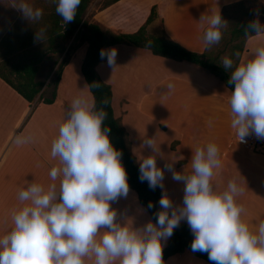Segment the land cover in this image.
<instances>
[{
    "label": "clouds",
    "instance_id": "9594fccd",
    "mask_svg": "<svg viewBox=\"0 0 264 264\" xmlns=\"http://www.w3.org/2000/svg\"><path fill=\"white\" fill-rule=\"evenodd\" d=\"M51 2L64 24L76 18L81 4V0ZM17 5L29 22L42 19L43 9L26 0H17ZM216 9L198 21L205 49L219 44L222 29L228 26ZM245 30L246 35L261 39L242 58L239 53L233 54L236 60L222 57L223 69L229 73L227 103L237 142H244L250 133L264 139V24L253 19ZM45 32L44 28L36 31L35 39L43 41ZM117 54L115 48L100 51L113 70ZM164 87L171 93L175 85L169 81ZM106 117L107 112L97 107L89 93L81 92L66 106L51 140L50 156L58 161L49 171L52 183L45 186L25 180L18 188L11 227L0 234V264H85L86 260L92 264H164L162 241L172 236L182 220L194 237L192 251L207 253L214 264H264V219L254 227L242 219L244 210L236 201L242 189L235 179L223 191L214 188L212 178L222 165L219 148L212 141L192 146L183 172L174 170L175 158L165 165L174 180L184 182L182 205L174 206L163 194L155 224L148 221L134 227L131 218L118 220L111 203L128 196L129 184L122 153L110 142V129L104 125ZM13 142L29 145L35 137L14 132ZM145 146L152 154L138 155L139 179L152 189H163L164 171L156 161L160 148L154 137H145L141 148ZM148 207H153L151 202Z\"/></svg>",
    "mask_w": 264,
    "mask_h": 264
},
{
    "label": "crops",
    "instance_id": "0c3cea01",
    "mask_svg": "<svg viewBox=\"0 0 264 264\" xmlns=\"http://www.w3.org/2000/svg\"><path fill=\"white\" fill-rule=\"evenodd\" d=\"M256 1L255 7H264V0ZM239 2L254 4L249 0H121L101 12L96 11L95 16L90 19L99 23L105 31L131 34L144 24L151 9L155 7L156 17L147 26V34L166 36L184 48L201 54L205 50L198 22L201 15L207 14L209 10H217L216 7L221 14L225 7ZM255 16L257 19L264 18V15L258 13H255ZM260 39L256 36L249 37L241 58ZM82 48L86 50V45ZM110 48L117 49V67L113 70L106 59L96 70L101 79L111 87L114 116L122 120L138 165L139 154H152L150 148H141L143 139L154 137L161 153L156 156L157 165L164 171L162 190L174 206L182 205L184 182L172 178V172L165 167L166 163L175 158L174 170L183 172L190 162L191 148L196 142H215L220 151L222 166L215 171L213 186L218 192L223 191L228 181L235 179L242 189L236 196L237 203L244 210L242 219L250 226H256L264 219V154L252 152L237 143L238 137L230 126V107L227 103L229 89L224 82L188 62H176L152 54L150 56L147 52L139 51L144 49L126 45H115L108 49ZM128 56L134 59L132 64L128 63ZM52 57L39 65L36 76V80L44 84L40 93L44 98H51L54 90V85L50 84L54 68L51 65ZM72 59L73 57L63 70L52 104L39 103L37 100L29 104L0 79V172L6 174V178L0 179L1 185L14 183L15 153L18 146L13 142V133L21 132L24 128L28 111L32 108L35 110L38 106V109L47 110L39 116L42 121L39 129H53L57 132V122L73 97L81 92L90 94L88 87L87 90L85 88L83 76L78 73L71 75ZM114 74L120 75V79L123 78L124 84L116 88L118 91L120 89L119 93L115 91ZM66 81L69 82L68 85ZM169 81L175 85L171 93L164 87ZM54 107L57 110L52 114L49 109ZM35 130L36 124L29 133ZM164 137L168 140L164 141ZM248 137L256 136L250 133ZM7 143L11 145L5 146ZM25 146L46 168L58 163L57 160L52 161L51 147L36 145L32 148L31 144ZM181 157L183 159H180ZM37 183L47 186L52 181L45 178ZM6 197L0 194V213L9 209L5 214L7 223L3 226L2 222L0 223L1 233L11 227L10 212L19 203L18 195H12V203L9 197ZM111 206L117 211L118 220L131 218L134 227L152 222L147 211L139 204L135 193H128L127 197L119 198L112 202ZM165 264L208 263L185 251L170 257Z\"/></svg>",
    "mask_w": 264,
    "mask_h": 264
},
{
    "label": "trees",
    "instance_id": "16d2710c",
    "mask_svg": "<svg viewBox=\"0 0 264 264\" xmlns=\"http://www.w3.org/2000/svg\"><path fill=\"white\" fill-rule=\"evenodd\" d=\"M121 0H100L96 11L101 12ZM92 0H81L77 10L76 18L64 24L62 18L55 11V4L51 0H39L34 8L43 9V17L38 22H29L24 18L21 11L10 25L0 30V79L11 87L29 104L39 103L52 104L56 98L57 85L61 79L64 68L68 65L73 55L84 45L86 52L81 64V74L84 78L90 94L95 98L97 107H102L107 112L104 125L110 129L108 133L110 142L118 149L121 155V163L127 173L129 190L133 191L139 204L147 211L152 222L156 223V213L161 209L159 200L164 194L158 186L155 189L149 187L147 181L139 179V165L132 153L129 135L120 118L114 116L112 108V90L99 76L96 68L106 61L101 58V49H108L115 45H126L151 52L152 55L170 59L176 62H188L194 64L217 78H219L228 89L229 73L223 69L222 57L231 56L237 59L234 53H239L240 58L245 51L246 41L254 35H246L245 27L253 19H257L255 13L264 15V7L256 6L254 11H243V19L238 20L233 15V10H246L245 3L239 2L229 5L222 10L221 16L230 22L227 29L229 36L224 39L221 49L211 51L205 49L199 54L190 51L180 44L170 40L166 36L148 35L146 28L155 19V7L151 9L149 17L144 24L131 34L113 33L105 31L101 25L90 19L88 11ZM256 5V0H249ZM46 29L45 39L37 41L35 32ZM151 41V44H148ZM57 55L54 90L51 98L42 97L43 83L36 80L39 65L51 56ZM98 84L99 86H95ZM104 101H107L105 104ZM149 202L153 207L149 208ZM193 234L185 220H182L173 234L168 239L163 249L164 264L175 255L188 251L194 257L208 264L214 262L208 259L205 252L191 249Z\"/></svg>",
    "mask_w": 264,
    "mask_h": 264
},
{
    "label": "rangeland",
    "instance_id": "374dc122",
    "mask_svg": "<svg viewBox=\"0 0 264 264\" xmlns=\"http://www.w3.org/2000/svg\"><path fill=\"white\" fill-rule=\"evenodd\" d=\"M38 1L39 0H26V2L29 3L30 5H32L33 7L35 6V3L36 4L38 3ZM99 1L100 0H92V2L90 4L89 11H88L90 18H92V16L93 17L95 16L94 14L96 13V6H97V3ZM15 6H18L17 0H0V30L8 27L10 25V23L12 22V20L17 15H19L20 10ZM245 8H246V10H239V9L233 10V15L236 16L238 20H241V19H243V15H244L243 11H254L255 4H251V3H248L247 5L245 4ZM225 21L228 23V26L226 28L222 29L223 36H222L221 41L219 42V44H216V45H213L212 47H210L209 50L217 51V50L221 49V46L224 43V39L228 38L229 33L227 32V29L230 25V22H228L227 20H225ZM259 21L264 22V18H260ZM82 47L73 56V59L71 62V69H70L71 75H75L78 73L79 76H82L80 69H81V63H82V60L84 58L85 51H86L85 48H82ZM133 49H135V48H133ZM139 51L140 52H147L148 54H150V56H152L151 53H149L148 51H145V50H139ZM125 52H127V51H125ZM58 58L59 57L57 55H55L51 59V61L53 62V64H51V65H53V67H54V68H52L53 70H52V78H51V83H50L51 85H54L55 72L57 69L55 62L58 60ZM127 58H129L128 59L129 64H132L134 62V59L132 58V56H128ZM114 77L116 78V81H115L116 83L114 86L115 91L117 93H119L120 89L118 91V89H116V88L118 87V85L121 86L124 84L123 78L120 79V75L115 76V74H114ZM82 80H83V77H82ZM68 83L69 82L66 81L67 85H68ZM85 88L87 90L86 85H85ZM58 104H60V103H58ZM57 106H59V105H57ZM38 107L35 110L32 108V109H30V111H28V113L26 115L25 122H24L25 126L21 130V132L29 133L31 131V129L33 128V125L36 124L35 132L31 133L35 137V142L31 144L32 148L36 145H37V147L43 146L44 148H46V147L49 148V147H51V140L55 136L56 131L53 129H51V130H46V129L40 130L39 129V124L42 122L39 116L41 115V113H43L47 110H43L42 108L38 109ZM49 110L52 114H54L55 110H57V109H56V107H54L53 109H49ZM37 121H39V122L37 123ZM166 140H168V138L164 137V141H166ZM10 145H11L10 143L5 144V146H10ZM15 145L13 144L12 147H14ZM52 161H53V159H52ZM49 167H51V166H48L46 168L42 164V162L39 160V158H37L35 156V154L33 152L28 151V149L25 145L18 146V149L16 147L14 183L9 184V185H1L0 184V194L4 195L5 198H7L6 196H8L9 200L11 202L13 200L12 195H18V188L24 183L25 180L37 182L39 180H44L45 178L50 179ZM3 178H6V174H2L0 172V179H3ZM129 194L134 195V193L131 191H129ZM15 200H17V199H15ZM8 211H9V209L4 211L3 213L2 212L0 213V223L2 222V226L4 225V223H7V217L5 214H7ZM10 214H11V212H10ZM2 226H0V228ZM0 234H2V233L0 232ZM168 239L166 241H162L163 249L166 247V245L168 243ZM85 264H92V261L86 260Z\"/></svg>",
    "mask_w": 264,
    "mask_h": 264
},
{
    "label": "built area",
    "instance_id": "2783aa9c",
    "mask_svg": "<svg viewBox=\"0 0 264 264\" xmlns=\"http://www.w3.org/2000/svg\"><path fill=\"white\" fill-rule=\"evenodd\" d=\"M237 143L244 148L250 149L252 152L264 154V139L247 136L244 142Z\"/></svg>",
    "mask_w": 264,
    "mask_h": 264
}]
</instances>
